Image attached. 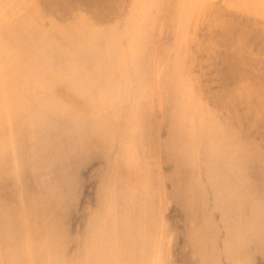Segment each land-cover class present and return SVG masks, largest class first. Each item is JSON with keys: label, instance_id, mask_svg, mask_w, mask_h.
<instances>
[{"label": "bare ground", "instance_id": "obj_1", "mask_svg": "<svg viewBox=\"0 0 264 264\" xmlns=\"http://www.w3.org/2000/svg\"><path fill=\"white\" fill-rule=\"evenodd\" d=\"M0 264H264V0H0Z\"/></svg>", "mask_w": 264, "mask_h": 264}]
</instances>
